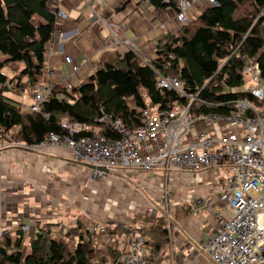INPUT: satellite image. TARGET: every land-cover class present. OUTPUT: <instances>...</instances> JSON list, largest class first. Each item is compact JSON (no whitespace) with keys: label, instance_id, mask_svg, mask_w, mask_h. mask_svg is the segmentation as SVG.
Returning <instances> with one entry per match:
<instances>
[{"label":"trees","instance_id":"trees-1","mask_svg":"<svg viewBox=\"0 0 264 264\" xmlns=\"http://www.w3.org/2000/svg\"><path fill=\"white\" fill-rule=\"evenodd\" d=\"M124 0L123 3H127ZM149 5L177 9L178 0H141ZM50 0H0V85L10 82L23 89L41 76L45 66L46 44L55 32V13ZM251 8L241 11V8ZM90 76L64 89L53 84L39 111L23 109L21 104L0 93V140L4 136L25 146L38 144L46 135L68 134L63 121L92 126L79 136L118 137L111 125L98 119L108 115L137 130L142 127L145 109L153 112L185 108L194 114L229 115L237 100L264 106L240 87L246 83L243 59L258 64L264 79V0H216L176 35L166 34L154 48V56L143 59L131 49L110 53ZM8 67L13 76L3 70ZM158 76L182 80L184 90L197 97L190 102L166 88H157ZM129 100L132 101L130 105ZM249 115L245 112L243 115ZM7 139V138H6ZM144 217L145 234L153 257L165 253L171 241L162 216ZM143 219V220H144ZM149 220V221H148ZM51 223L34 222L27 232L11 230L0 238V264H112L119 256L118 244L129 235V226L108 225L113 245L75 240L67 248L65 237L51 236ZM150 234V236L148 235ZM124 238V240L120 238ZM125 245V244H123ZM102 254L98 260L94 255Z\"/></svg>","mask_w":264,"mask_h":264},{"label":"crops","instance_id":"crops-1","mask_svg":"<svg viewBox=\"0 0 264 264\" xmlns=\"http://www.w3.org/2000/svg\"><path fill=\"white\" fill-rule=\"evenodd\" d=\"M123 1L50 0V7L56 17L55 32L46 44L45 66L39 78L56 84L68 75L67 80L76 85L100 68L101 60L112 59L110 53H122L128 49L143 59H149L154 56L158 41L166 34L176 35L182 26L175 20L177 10L174 7L157 8L141 0ZM204 8L203 2L194 4L188 10L186 23L195 19ZM58 11H62L65 16H58ZM65 56H69L73 64L79 65L76 73L70 71ZM51 70L55 72L54 75H49ZM5 73L13 76L11 71ZM5 89L19 95L24 88L16 87L15 82H10L5 88L0 85V93L8 96ZM30 96L31 88L29 103ZM201 129L216 134L224 130L222 123L195 119L186 140L192 141ZM54 149L8 147L0 151V226L4 229H13L22 223H51V230L56 231V236H67L69 226L73 227L75 233L73 224L78 217L68 219L69 209H76L80 215L82 212L79 211L84 209L86 217L96 215L94 222L131 228L139 226L138 213H150L148 209H154L152 219L162 216L166 221L165 203L159 204L165 182L160 169L154 172H122L99 181L89 180L88 177L82 180V174L91 170V167L78 164L69 156L56 155ZM49 177L56 179L59 186L54 185ZM28 180L41 188L36 187L34 190L30 186L27 192L25 188L29 185ZM103 181L111 182V185L104 186ZM167 182L171 241L168 250L156 256L153 264H213L201 248V243L216 229L215 206H196L193 202L195 195L212 199L213 192H210L207 181L203 175L183 176L172 170ZM18 184L22 186L17 190L23 202L29 203V197H33L32 201L40 203L38 209L32 206L33 213L30 215L13 207L15 205L11 203V197L6 196L8 190L13 191V186ZM49 187H54L50 194L45 192ZM35 193L38 200L34 198ZM110 193L116 196L110 197ZM100 196L108 197L104 198L105 203H99ZM89 222H93L92 219L89 218L84 225ZM75 236L77 238L79 234ZM122 247L123 244H118L119 249Z\"/></svg>","mask_w":264,"mask_h":264},{"label":"built area","instance_id":"built-area-1","mask_svg":"<svg viewBox=\"0 0 264 264\" xmlns=\"http://www.w3.org/2000/svg\"><path fill=\"white\" fill-rule=\"evenodd\" d=\"M197 2L215 5L216 0H178L175 20L183 25L187 22L188 10ZM58 16H64L62 11ZM127 42V41H124ZM64 60L70 71L76 73L79 65L73 64L69 56ZM246 90L257 100H264V79L258 64L250 58L243 59ZM53 70L49 75H54ZM65 77L60 80L64 89L71 90L73 84ZM54 84V83H53ZM49 80L38 78L31 88V103L27 110L39 111L53 85ZM157 88L173 90L178 97L190 102L197 97L184 90L182 80L170 76H158ZM185 107L174 106L171 110L153 112L145 109L142 127L132 130L119 119L108 115L98 121L111 125L118 137L79 136L76 133L93 129L92 126L63 121L61 126L68 134L46 135L38 144L25 146L28 149H66L70 158L78 164L90 165L89 180L99 181L109 173L128 174L134 170L163 173L160 203L165 211L169 228L167 185L172 170L180 175H203L207 181L212 199L195 195L196 206H215L217 222L214 233L201 243L213 264H264V106L258 107L245 100H237L229 115L194 114ZM249 112V115H243ZM195 119L222 123L223 133H211L201 129L192 141L186 140L189 128ZM3 143L0 142V147ZM15 143L9 147H15ZM157 205L155 206V209ZM139 217V226L131 230L125 245L112 264H152L149 262V237L145 235L148 223ZM109 224L89 222L78 229V239L91 243L111 246ZM28 223L13 229L0 226V238L11 230L27 232ZM52 237H57L52 232Z\"/></svg>","mask_w":264,"mask_h":264},{"label":"rangeland","instance_id":"rangeland-1","mask_svg":"<svg viewBox=\"0 0 264 264\" xmlns=\"http://www.w3.org/2000/svg\"><path fill=\"white\" fill-rule=\"evenodd\" d=\"M247 9H249V10H251V8H246V7H243V8H241V11H246ZM2 57L0 56V59H1ZM5 72L7 71H10L9 70V68L8 67H5L4 69H3ZM246 81H248V76H246ZM16 87H18V86H16ZM246 87H247V84L245 83V84H243L241 87H240V89L241 90H244V89H246ZM30 88H32V86H30V87H25L22 91H21V93L19 94V95H17V94H15V93H12L9 89H5V93H7V95L11 98V99H14V100H16V101H18L20 104H21V106H22V108L23 109H26V106H29V104L31 103V96H30V103L28 102L29 101V91H30ZM28 102V103H27ZM129 103H130V105H132V101L131 100H129ZM9 136V135H8ZM8 136H4L5 137V139L3 138L2 140H0V142L1 143H3V145H2V147H0V151H2V150H4L5 148H8L9 146H10V144H13V143H15L16 145H15V147H23V144L22 143H20V142H18L16 139H14V138H11V137H8ZM7 138V139H6ZM62 150V151H61ZM54 152H56V155H60L61 157H70V154H69V152L68 151H66L65 149H63V148H57V147H55V149L53 150ZM69 154V155H68ZM88 172H90V170L89 171H87L86 170V172H84L83 174H82V180H87V177H89V173ZM110 176H117V174H108V175H106L105 176V178L104 179H106V178H108V177H110ZM120 176V175H119ZM49 178H51V181L54 183V185H57V187L59 186V183H57V181H56V179H54V178H52V177H49ZM129 179V178H128ZM108 180V179H107ZM110 180V179H109ZM29 181V185H27V187L25 188V190L28 192V190H30V186H32L33 188H34V190H36V187H40L41 188V186H37L38 184H36V183H34V182H31L30 180H28ZM104 186H110L111 185V182H107V181H103V183H102ZM104 186H102V187H104ZM19 188H22V186L20 185V184H18V185H16V186H13V191H9L8 190V194H6V196L7 195H9L10 197H11V203L13 204V205H15V206H13V207H18V209H20L21 211H23V213L24 214H29L30 215V213H33L32 211H31V209H32V206H33V209H38L39 208V202H34V201H32V199H33V197H29L30 199H31V202H29V203H26V202H23V198L20 196V193H19V191L17 190V189H19ZM52 188H54V187H49V189L47 188L46 190H45V192L46 193H51V189ZM117 189H119L118 187H117ZM120 191V190H119ZM10 192H11V195H10ZM35 192V191H34ZM37 193V192H36ZM36 193L34 194V198H35V200H38V197H36ZM49 193V194H50ZM110 197L111 196H116L115 194H112V193H110V195H109ZM43 197H44V195H43ZM101 197V199H99V203L100 204H102V203H105V199H107L108 197H104V196H100ZM105 198V199H104ZM46 199V198H45ZM78 209H80V208H78ZM15 210V209H14ZM84 209H82V210H80L79 212H82V214L80 215V214H78V211L76 210V209H69L68 210V216H67V218L68 219H73L74 217H76L77 215H78V217H77V221H76V223L75 224H73L74 226H75V233H74V230H72L73 229V227H70L69 226V228H67L68 229V232H69V234L67 235V236H62L61 234H58L57 235V237H59V238H61V237H65V240L67 241V243H68V245H67V248L68 249H73V247H74V243H75V240L77 239L76 238V233H78L77 232V229H79V228H81L83 225H84V223L86 224V221L88 220L89 221V218H90V220L92 219V221L94 222L95 221V218H96V215H94V214H92V215H89L88 217H86L84 214V211H83ZM153 210L154 209H148V211L151 213H148V212H146V211H143L142 213L141 212H139L138 213V215H141V216H146V217H148L149 216V214L151 215V219H152V216L155 214V213H153L152 214V212H153ZM75 211H77V212H75ZM15 212V211H14ZM44 212V211H43ZM43 212H41V213H43ZM32 215V214H31ZM73 216V217H72ZM72 217V218H71ZM143 219H144V217H143ZM142 219V220H143ZM148 219H150L149 217H148ZM150 219V220H151ZM81 220H82V222H81ZM145 220L146 219H144L143 221L145 222ZM147 221V220H146ZM149 221V220H148ZM35 223V222H34ZM39 224H40V222H38ZM36 224V223H35ZM39 224H36V225H39ZM77 225H81V226H79V227H77V229H76V226ZM58 231V230H57ZM54 232H56V231H54ZM130 232H131V228H129V234H130ZM51 233H52V230H51ZM59 233V232H58ZM75 234V235H74ZM146 235V234H145ZM149 236H150V234H148ZM110 237H111V239H112V236L110 235ZM128 237V236H127ZM120 239H122V240H124V238L122 237V238H120ZM126 239V238H125ZM121 244H125V241H124V243H121ZM103 247H106V246H101V247H97V248H103ZM150 253V255H149V262L150 263H152L153 264V257H152V255H151V252H149ZM97 254H99V253H96L95 255H94V258H95V260H98L99 258H100V256H102V254H100V255H97Z\"/></svg>","mask_w":264,"mask_h":264},{"label":"bare ground","instance_id":"bare-ground-1","mask_svg":"<svg viewBox=\"0 0 264 264\" xmlns=\"http://www.w3.org/2000/svg\"><path fill=\"white\" fill-rule=\"evenodd\" d=\"M65 16V15H64ZM64 16H62V17H64ZM131 228V227H130ZM136 229H138V226L137 227H135V228H131V230H136Z\"/></svg>","mask_w":264,"mask_h":264},{"label":"water","instance_id":"water-1","mask_svg":"<svg viewBox=\"0 0 264 264\" xmlns=\"http://www.w3.org/2000/svg\"><path fill=\"white\" fill-rule=\"evenodd\" d=\"M22 148H24V147H22ZM25 149H26V148H25ZM87 166H88V165H87ZM89 167L93 168V167H92V166H90V165H89Z\"/></svg>","mask_w":264,"mask_h":264}]
</instances>
